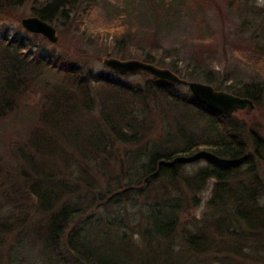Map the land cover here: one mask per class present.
<instances>
[{"label":"trees","instance_id":"trees-1","mask_svg":"<svg viewBox=\"0 0 264 264\" xmlns=\"http://www.w3.org/2000/svg\"><path fill=\"white\" fill-rule=\"evenodd\" d=\"M156 1H142L144 15L152 14L155 22L157 11L167 15L170 9L164 0ZM7 2L0 0V9ZM62 2L46 0L34 14L53 21L65 14ZM254 14L241 24H257L255 19L264 24V10ZM254 39L260 60L264 42L258 40L264 41V32ZM25 46L21 36H0V118L13 108L17 95L40 90L35 106L39 120L30 133L32 153L25 155L31 169L27 188L38 220L20 210L0 214V264H264V182L257 172L264 138L257 131L192 94L179 95L174 91L178 84L148 75L132 83L92 75L63 56L25 52ZM143 59L152 63L154 57L147 51ZM199 60L186 63L187 76L213 83ZM171 66L177 69V64ZM48 72L59 75L56 83L44 80ZM225 86L254 105L264 100V78ZM94 108L101 122L78 126L77 115ZM156 111L159 135L140 144ZM55 139L79 155L72 162V177L36 162L35 153L58 150ZM116 141L138 146L122 175L109 171L105 176L108 157L103 156ZM196 161L204 165L187 173V164ZM210 179L202 217H191V224L177 233L181 214L197 206ZM129 228L139 239L129 238ZM176 235L182 247L175 244Z\"/></svg>","mask_w":264,"mask_h":264},{"label":"rangeland","instance_id":"rangeland-1","mask_svg":"<svg viewBox=\"0 0 264 264\" xmlns=\"http://www.w3.org/2000/svg\"><path fill=\"white\" fill-rule=\"evenodd\" d=\"M14 1L8 0L0 9V36L5 35L8 39L14 35L21 36L26 45L25 52L63 56L80 64L85 73L103 74L127 83L138 82L145 74H117L103 64V59L113 57L143 61V54L149 51L155 66L168 68L187 81L206 83L202 78L190 79L186 73V63L200 59L201 66L212 73L214 81L210 85L220 88L217 90L226 91L225 85L232 82L260 81L264 78V57L257 60L258 54L253 49L258 45L254 35L264 32V24L261 19H255L257 24L254 25L251 22V25L244 24L246 27L241 24L245 19L252 20L258 10H264V0H180L171 6L169 0H164L165 7H170L169 14L165 15V11L161 14L160 9L156 22L152 14L144 15L143 0H63L65 14L48 22L55 28V42L41 34L28 32L21 25V19L36 16L34 9L41 7L46 0ZM147 5L152 7L153 3ZM258 42L261 44L264 41ZM173 63L177 64V69L171 66ZM43 77L52 85L59 75L48 72ZM175 86L174 91L179 95H191L187 85ZM40 96L37 89L29 95L27 92L17 95L13 108L0 118V214L8 209L20 210L26 213L29 220L35 219L33 222L38 219L33 214L36 212L34 197L27 188L26 179L31 169L25 155L32 153L30 133L39 120L35 106ZM158 114L157 111L152 113L153 122L140 134V144L159 135L161 120ZM232 116L264 138V100L256 105L253 102V107L248 105L236 110ZM94 121L101 122L98 108L88 113L83 110L77 115L78 126L89 127ZM55 140L58 150L50 154L35 153L36 162H46L47 168L72 177L76 171L72 162L79 155L71 145ZM137 146L116 141L112 152L103 156L108 157L103 175L108 176L109 171L114 176L122 175L130 153ZM202 165L203 161L187 164V173ZM257 172L264 182V159L257 162ZM96 177L100 181L97 174ZM212 186L213 179H210L199 193L197 206L181 214L177 233L180 228L183 230L191 224V217H202ZM13 189L17 191L12 193ZM261 202L264 204V196ZM130 229L129 238L132 241L139 239L133 233L135 229ZM175 239V244L182 247V238L176 235Z\"/></svg>","mask_w":264,"mask_h":264},{"label":"water","instance_id":"water-1","mask_svg":"<svg viewBox=\"0 0 264 264\" xmlns=\"http://www.w3.org/2000/svg\"><path fill=\"white\" fill-rule=\"evenodd\" d=\"M21 25L26 31L41 34L51 42H55L57 40L55 28L38 16L22 18ZM103 64L120 75L145 74L160 81L178 85H187L190 93L196 99L226 116H230L236 110L244 109L248 105L253 107V101L248 97L235 95L224 90H217L212 85L207 83L187 81L168 68H160L146 61L137 59L122 60L107 57L103 59Z\"/></svg>","mask_w":264,"mask_h":264}]
</instances>
